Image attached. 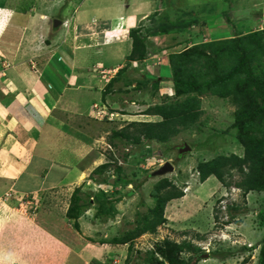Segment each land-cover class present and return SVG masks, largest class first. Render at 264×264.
Instances as JSON below:
<instances>
[{
  "label": "rangeland",
  "instance_id": "374dc122",
  "mask_svg": "<svg viewBox=\"0 0 264 264\" xmlns=\"http://www.w3.org/2000/svg\"><path fill=\"white\" fill-rule=\"evenodd\" d=\"M231 2L235 3L236 0H0V52L9 57V62H5L12 69L16 70L15 64H22L30 65L29 70L36 71L41 65L44 67V61L51 56L50 53L46 55L51 46L59 48L63 45L65 59L59 61L58 56L54 57L51 66L64 81L73 78L68 59L71 60L74 70H98L101 65L100 71L103 70L104 73L99 71L97 75L106 76L103 79L101 77L102 80H107L106 86L116 77L117 70L122 68L126 69L123 77L128 76L134 80L130 86H126L124 81L115 83L112 93L106 96H103L102 92L96 94V91H93V95L83 92L77 102V111H69L64 117L68 125L74 127L81 119L78 115H82L84 111L79 136L72 137L79 139L75 143L80 146L81 153L77 155L67 149L63 152L66 155L71 154V158L75 156V160L68 163L70 166H76L81 172L83 170L81 180H85L76 188H80L84 199L91 198L92 204L81 212L77 221L79 229H76L74 220L67 218L66 212L73 194L68 190L29 195L26 199L22 198L23 195L15 193L16 195L0 202V214L3 215L0 217V264H146L150 250L154 249L155 244L166 239L177 243L191 242L201 249L193 258L191 253L182 254V258L189 261V264H259L260 244L264 238V224L261 222L264 193L251 192L243 199L241 190L234 186L229 189L215 177L201 182L196 172L200 162L209 161L218 155H243V148L236 138L232 134H226V130L234 121L236 110L230 102L214 94L199 96L202 113L198 122L191 128L182 130L165 145H157L151 141L124 146L116 140L119 146L114 147L111 143L114 131L126 129L133 122H157L162 119L160 116L144 114L148 108L174 103L184 98L175 95L172 81L167 79L171 72L168 64L169 53L200 43L233 38L235 33L228 19L238 20L235 26L239 36L257 28L256 25L248 24H251L250 21L254 22L257 17H264L262 0H250L248 5L243 3L241 15H232ZM165 9H171L170 13L174 12L179 16L184 13L186 17L182 20L194 22L187 29L188 34L162 33L148 36V50L151 54H148L144 61L132 62L128 66L127 55L132 48V39L128 34L131 29L142 25L141 22L145 20L153 27L147 17L159 12L162 20V12ZM130 12H135L137 16L145 13V16L142 20L134 18L136 23L131 25L128 23L132 22L128 17ZM121 17L125 18L120 20ZM52 20H60L63 25L53 28ZM109 20L119 23L117 29L124 28L121 42L104 46L100 41L101 35H97L98 42L92 41L90 44L91 40L87 41L85 38H90L88 35H91L93 30L87 35L84 28ZM222 20L226 22L223 23L224 27L220 28ZM244 21L248 23L242 26ZM161 23L168 22L162 20ZM202 23L208 25L203 27ZM108 30L109 27L105 28L103 33ZM200 32L202 35L197 37ZM97 33L100 32H94ZM144 35L147 36L146 33ZM71 37L73 45L70 43L71 39L69 41ZM184 41L188 43L184 45ZM76 43L86 47L71 51L68 57L67 49L72 50ZM154 48L159 51H152ZM15 56L16 59L13 58ZM155 80L159 82L156 90L153 87ZM138 82H142L145 88H137ZM95 98L98 105L106 108V114L109 111L115 112L111 120L96 121L93 116H89L88 108ZM119 109L122 110L119 112ZM71 131L73 130H68L67 133ZM186 144L191 150L179 154L180 148L185 149ZM143 149L145 159L140 157ZM149 153H153V156L149 157ZM60 155H54L53 160H61ZM13 157L16 158V155H13L12 151L0 156V167L8 163L7 158ZM166 162L174 166V171L153 177L152 173ZM104 163L111 164L107 172L93 173L95 167ZM53 166L55 169L51 170V176L61 168V165L55 162ZM117 166L122 168L121 173L116 171ZM74 171L69 172L68 180L75 178ZM119 177L133 180L132 184L123 185ZM92 178L94 180H91ZM163 179H168L184 192L183 198L167 204L164 212L166 222L157 228L155 234L146 233L133 243H108L114 237L135 227L136 221L141 220L149 209L154 207L152 192L155 185ZM239 179L235 173L228 182H236ZM110 181L114 184H110ZM4 186L6 183L0 179V190ZM8 188L5 189L9 192ZM131 191L134 193L129 196ZM101 198H120V201L115 203L114 217L105 220L96 217L98 199ZM27 201L31 204L28 205ZM43 202L45 204L42 205ZM234 204L239 206V210L232 212L234 219L228 224L226 222L231 219V214L226 207ZM52 224H58L60 229L54 230ZM30 231H35L36 234L32 236ZM41 233L44 239H40ZM38 237L42 245L44 244L43 250L40 248ZM14 238L16 241L12 243ZM58 239L62 243L59 248ZM1 250L5 253L2 254ZM11 252L20 260H13ZM39 256L43 260H40Z\"/></svg>",
  "mask_w": 264,
  "mask_h": 264
},
{
  "label": "trees",
  "instance_id": "16d2710c",
  "mask_svg": "<svg viewBox=\"0 0 264 264\" xmlns=\"http://www.w3.org/2000/svg\"><path fill=\"white\" fill-rule=\"evenodd\" d=\"M170 11L171 9H165L162 12L163 22L168 23H161V15L155 12L148 18L154 26L157 25L156 22L159 25L152 27V24L150 26L144 21L145 23L141 22L142 25L131 29L129 37L132 39V48L127 55L128 66L132 62L144 61L148 54H151L148 50V36L162 33L188 34L186 31L194 22L182 20L186 17L184 13L179 16ZM228 17L229 14L227 19ZM228 21L235 33L233 38L200 43L168 54L171 72L167 79H171L175 95L184 98L174 103L148 108L144 114L160 116L162 119L157 122H133L126 129L114 131L111 143L114 147L119 146L116 140L124 146L151 141L157 145H165L182 130L189 129L198 122L202 113L199 96L217 95L230 102L236 109L233 115L234 121L226 130V134H232L236 138L243 148V155L235 153L218 155L209 161L200 162L196 172L201 182L215 177L225 187L230 189L234 186L241 190L242 198L245 199L251 192L264 193V29L251 30L250 33L239 36L236 34L239 31L235 26L238 20L228 19ZM247 23L248 21H244L242 26ZM201 25L206 27L208 23ZM201 35L200 32L196 36ZM187 43L184 41V45ZM155 50L157 49L154 48L152 51ZM125 70V68L120 69L116 77L110 80L103 91L105 96L112 93V88L117 82L124 81L126 86L133 84L134 80L129 79L128 76L123 77ZM154 83L153 87L156 90L159 82L155 80ZM143 87L145 88L142 82H138L137 88ZM156 148L159 149L158 146ZM144 151L145 149L140 156L143 159H145ZM150 156L152 157L153 153H149ZM109 167H111L110 163L101 164L93 170V173L104 174ZM115 169L118 173L122 171L120 166ZM235 173L240 179L236 182H228ZM119 181L123 185H129L133 180L119 177ZM80 193V188H76L67 210V218L75 221L76 229L80 227L77 221L81 217V212L92 204L90 197L86 200ZM133 193L134 191H131L128 195L131 196ZM152 195L155 200L154 207L150 208L141 220L136 221L135 227L114 237L108 243L125 245L133 243L146 233L155 234L157 228L166 222L164 212L167 204L172 200L183 198L184 192L168 179H163L155 185ZM116 201H120V198L98 199L96 217L103 220L114 217ZM226 208L231 214V219L226 222L229 224L234 219L232 212L238 211L239 206L234 204ZM218 218L217 215L216 219ZM261 222L264 224V211L261 214ZM200 251L201 249L191 242L177 243L166 239L155 244L145 262L146 264H189V261L182 258V254L191 253L193 258V255L197 256ZM259 264H264V238L260 244Z\"/></svg>",
  "mask_w": 264,
  "mask_h": 264
},
{
  "label": "crops",
  "instance_id": "0c3cea01",
  "mask_svg": "<svg viewBox=\"0 0 264 264\" xmlns=\"http://www.w3.org/2000/svg\"><path fill=\"white\" fill-rule=\"evenodd\" d=\"M249 2L250 0H242V3L241 0H236L235 3L231 2L233 9L232 15L233 13L235 15H241L243 13L241 11L243 8L241 5L243 3L248 5ZM261 7L264 9V0L261 2ZM144 14L137 16L135 12H130L128 17L132 22L128 23L135 25V19L141 18L142 20L145 16ZM262 16H264V14H262ZM225 22L224 20L221 21L220 28L224 27L223 23ZM250 23L249 26H257L254 30L264 29V17H257L254 22L250 21ZM94 25L95 26L90 28H84V32L87 35L93 30V33L88 35L90 38L85 39H87V41L90 39V44L92 41L97 43V35H101L100 41L103 44L102 35L104 29L110 28L114 24L103 21L94 23ZM95 31L100 33L94 34ZM221 33L222 32H218V34ZM70 39V43L73 45V37L69 38V41ZM75 42L78 41L75 40ZM111 44H104V46ZM84 47L86 46H80V44L76 43L74 48L72 47V50H69V48L67 49V56L69 57L71 51L83 49ZM63 48V45L59 48H53L51 46L46 53V55L50 53L51 56H48L49 59L44 61V67L41 65L36 71L29 70L30 65L25 66L22 64H15L17 67L16 70L12 69L10 66H7L5 62L6 60L8 61L7 58L9 57L4 56V54L0 52V156L9 154L10 151H12L13 155H16V158H7L8 163H4L3 166L0 167V179L3 183H6V186L0 190V194L7 192L5 188L8 187V190L13 189L20 195H43V193L48 194L50 192H61L63 190H68V192L72 194L75 188L82 185L85 181L81 180L84 175L83 170L81 172L76 166H70L71 164L68 163L74 161L75 156L71 158V154H63L66 149L77 155L81 153L80 146L75 143L79 139H72V137L79 136L80 122L84 111H82V115H78L81 119L77 121L78 125L74 127L68 125L69 123L65 121L64 117L69 111H77V102L83 92L93 95V91H96V94H99L106 87L105 81L107 80H102L106 76H101V79V77L97 75L101 69V65L98 70L84 71L80 68L74 70L71 60L68 59L73 78L71 80L68 78L64 81L63 78L58 75L59 73L51 66V60L54 57L58 56L59 61H61L60 59H65L66 53ZM16 57L17 56L13 58L16 59ZM100 72L102 73L104 71L102 70ZM96 101L97 98L93 99V103H91L89 107L97 105ZM68 130L73 131L67 133ZM56 154H61V160H59V158L55 161L53 160V156ZM54 162L60 164L61 168L60 170L56 168L58 172L54 173V176H51V170L54 171L55 169L53 166ZM77 165H79V162ZM71 170H75L76 176L73 180H68L67 176L70 174L69 172ZM77 181L80 182V184H75ZM45 202H43L42 205L45 204ZM54 205L59 207L57 204ZM55 213L57 212L55 211ZM2 216L3 215L0 214V217ZM52 226H54L52 227L54 230L60 229L58 224H52ZM36 231L39 232L40 230ZM49 231L53 233L52 230ZM30 233L32 236L36 234L35 231H30ZM46 234L50 237L48 232ZM39 237L40 239L45 238L44 236L42 237V233ZM39 237L38 240L41 244L40 248L43 250L44 244L42 245ZM1 241L2 240H0V242ZM15 241L16 238L13 239L12 243ZM60 244L62 243L58 239V248ZM1 252L2 254L5 253L3 250H1ZM11 255L13 256L11 257L13 260H20L14 257V253L11 252ZM39 257L40 260H43L41 256Z\"/></svg>",
  "mask_w": 264,
  "mask_h": 264
},
{
  "label": "clouds",
  "instance_id": "9594fccd",
  "mask_svg": "<svg viewBox=\"0 0 264 264\" xmlns=\"http://www.w3.org/2000/svg\"><path fill=\"white\" fill-rule=\"evenodd\" d=\"M123 18H125V17H121L120 18V20H122ZM148 18V17H147ZM117 20V19H116ZM108 22H110V23H112V21H108ZM114 25L113 26H111L110 28H109V30L108 31H106L107 32V34H105V33H103V35H102V41H103V44H111V43H113V42H118V41H121V38L123 37V32H122V30H124V28H119V29H117V27H119L118 25H119V23L118 22H116L115 21V23H113ZM56 30V29H55ZM130 34V33H129ZM129 34H128V36H129ZM104 39V40H103ZM102 73H104V72H102ZM133 85V84H132ZM104 91V90H103ZM103 91H102V93H103ZM103 96H105L104 95V93H103ZM97 105H93V107H90V117H92L93 116V119H95L96 121H104L105 119L106 120H111L110 118H111V116L113 115V114H115V112L114 111H109L107 114H106V108H104V107H101L100 105H98V103H96ZM105 104V103H104ZM109 109H111V110H113L114 108H109ZM98 110H100V111H103L104 113H105V115H104V117L103 118H101L100 117V115H98ZM122 109H119V112L121 111ZM91 112H92V114H91ZM113 135V134H112ZM100 166V165H99ZM98 167V166H97ZM97 167H95V168H97ZM91 180H94V179H91ZM131 185V184H130ZM75 191V190H74ZM16 192L13 190V189H10L9 190V192L7 191V192H5L4 194H0V202H3V200H7L9 197H11L12 195H16L15 194ZM32 195H34V194H32ZM22 198L23 199H26V198H29V195H23L22 196ZM71 202V201H70ZM28 205L29 204H31V202L30 201H27L26 202ZM1 205V204H0ZM70 206V205H69ZM125 245H127V244H125Z\"/></svg>",
  "mask_w": 264,
  "mask_h": 264
},
{
  "label": "water",
  "instance_id": "95a60500",
  "mask_svg": "<svg viewBox=\"0 0 264 264\" xmlns=\"http://www.w3.org/2000/svg\"><path fill=\"white\" fill-rule=\"evenodd\" d=\"M54 28H58L59 26L63 25V22L60 20H54ZM185 149H181L180 153L186 152L191 150V148L186 144L185 145ZM174 171V166L170 163V162H166L163 166H161L158 170H156L155 172L152 173L153 177H157V176H164L168 173H171ZM111 183H113V181H111ZM208 257V256H206ZM157 264H166V263H157Z\"/></svg>",
  "mask_w": 264,
  "mask_h": 264
},
{
  "label": "built area",
  "instance_id": "2783aa9c",
  "mask_svg": "<svg viewBox=\"0 0 264 264\" xmlns=\"http://www.w3.org/2000/svg\"><path fill=\"white\" fill-rule=\"evenodd\" d=\"M97 112H98V115H100L101 118L104 117L105 113L103 111L98 110Z\"/></svg>",
  "mask_w": 264,
  "mask_h": 264
},
{
  "label": "flooded vegetation",
  "instance_id": "af4514ba",
  "mask_svg": "<svg viewBox=\"0 0 264 264\" xmlns=\"http://www.w3.org/2000/svg\"><path fill=\"white\" fill-rule=\"evenodd\" d=\"M53 21V20H52ZM53 28H54V25H53ZM180 149H184V148H180ZM179 149V150H180ZM178 153H179V151H178ZM179 154H181V153H179ZM110 184H114V182L113 183H111V181H110Z\"/></svg>",
  "mask_w": 264,
  "mask_h": 264
}]
</instances>
